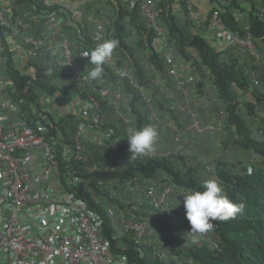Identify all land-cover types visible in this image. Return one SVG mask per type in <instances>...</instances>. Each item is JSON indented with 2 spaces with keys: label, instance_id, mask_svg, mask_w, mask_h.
<instances>
[{
  "label": "built area",
  "instance_id": "2783aa9c",
  "mask_svg": "<svg viewBox=\"0 0 264 264\" xmlns=\"http://www.w3.org/2000/svg\"><path fill=\"white\" fill-rule=\"evenodd\" d=\"M209 1L216 10L206 15L197 0H174L173 12L186 15L192 33L217 50L235 46L255 64L264 61V35L255 37L248 22L251 1L241 0L245 9L235 14L241 31L232 30L222 16L218 1L231 0ZM253 1L264 20V0ZM158 3L0 0V264H137L124 251L126 234L136 244H148L155 260L168 263L158 240L144 241L154 234L165 237L166 227L177 222L168 198L179 192L161 174L158 183L166 186L157 191L152 172L147 176L139 168L156 167L157 160L188 162L192 138L222 127L226 111H220L216 125L201 123L190 97L200 102L212 95L207 85V94L190 91L189 85L195 77L205 83L209 77L200 79L195 60L176 55L159 21ZM122 9L137 16L123 34ZM106 39L119 41L118 47L102 77L89 80L93 66L81 55ZM130 53L158 55L173 90L159 76L143 86L127 60ZM155 86L166 110L185 114L183 129L158 113L150 92ZM132 104L143 106L142 120ZM145 124L156 126L158 139L151 153L133 159L126 130ZM182 130L192 137L183 138ZM114 197L141 201L143 207L123 208Z\"/></svg>",
  "mask_w": 264,
  "mask_h": 264
},
{
  "label": "trees",
  "instance_id": "16d2710c",
  "mask_svg": "<svg viewBox=\"0 0 264 264\" xmlns=\"http://www.w3.org/2000/svg\"><path fill=\"white\" fill-rule=\"evenodd\" d=\"M158 1L159 21L166 29L172 46L176 50V55L182 56L186 60L194 59L195 63H202L206 66L209 85L215 92V96L210 97L212 102L209 101L210 99L198 102L190 97L191 107L198 111L202 124H206L207 118L218 120L220 111H226L224 126L216 128L213 134L207 133L220 142L222 151L212 150L211 152V149L207 148V143L203 142V137H201L203 135L195 136L190 144L188 162L187 158L182 160L183 163L157 160L156 167H153L151 163L145 168L140 167L139 171L144 172L147 176L152 172L151 178L157 191H161L166 186L165 183H158L160 177L170 183L175 192H179L181 188L202 190L200 186L205 180L214 179L220 183L223 194L232 202L244 204L243 211L236 214L234 218L226 221H213L214 227L210 231L205 234H192L184 208L177 202L172 208L170 205L171 198L183 196L179 195L180 192L170 195L168 207L177 214L178 219L176 223L166 227L163 243L172 252L181 254L182 259L169 253L170 263L168 261L167 264H264V118L260 121L261 127L260 124L253 123V118H255L253 114L258 110V106L264 109V61L255 64L253 58L248 54L252 64L247 65V63L241 62L238 58L239 54L235 52V46H231L229 54L225 53L224 55V52L214 48L206 37L192 33V25L188 17L184 15L181 18L173 12L172 3L174 0ZM240 1L231 0V4H222L218 1L224 9L222 16L232 30L241 31L234 10ZM250 1L252 11L248 22L254 36L260 37L264 35V20L258 14L256 1ZM135 19H137L135 14H129L125 9H122L123 25H121L120 33L123 34L127 27L135 24ZM141 31L142 29L138 33L140 34ZM139 43L142 45V39ZM122 45L127 50L132 48L127 41H122ZM127 60L130 61L129 64L133 66L136 78L143 86L149 87V77L156 80L159 76L160 80L167 79V87L173 90V80L167 77V73L164 72V63L158 55L150 54L148 57L140 55L136 58L133 53H130ZM252 72H255L257 84L254 83ZM189 90L207 94L204 79L196 82L195 77L193 83L189 85ZM150 92L156 102L158 113L183 129L186 124L185 114L178 115L166 110L163 103L160 102L163 96L162 93H159L157 86ZM247 94L250 95V98L241 104V98ZM134 99H137L136 96ZM206 103H209L208 107L205 106ZM136 104L131 105L132 110L142 120L145 117L144 108L142 105L137 106ZM243 105L247 109V115L242 109ZM213 124L216 125V122ZM160 129L163 128L160 127ZM191 137V133L183 131V138L190 139ZM198 146H200V150L196 152L195 148ZM235 149L249 154L251 159L244 162V156L237 158L235 153L233 154ZM191 157L195 159L196 164L190 163L191 159L189 158ZM149 170L150 172H148ZM158 174L161 176L159 177ZM122 177L123 183L128 187L132 185L128 181L127 173H124ZM112 200L123 208L139 204L136 203V200L124 203L123 199L119 197H114ZM93 207L102 211L99 206ZM105 220L107 233V229L110 228V220L106 216ZM180 235H182L181 238ZM130 237L126 234L123 238L126 244L124 251L128 255L129 261H134L137 264H160L154 259L148 244H136ZM158 243L160 244V242Z\"/></svg>",
  "mask_w": 264,
  "mask_h": 264
},
{
  "label": "clouds",
  "instance_id": "9594fccd",
  "mask_svg": "<svg viewBox=\"0 0 264 264\" xmlns=\"http://www.w3.org/2000/svg\"><path fill=\"white\" fill-rule=\"evenodd\" d=\"M119 41L106 39L98 43L93 49L83 52L81 56L88 58L91 67L87 79L98 80L102 77L105 63L112 57ZM129 152L133 159L147 155L154 150L159 136L158 129L153 124H145L139 128L130 126L126 130ZM202 190L196 188H181L185 216L190 224V233L204 234L214 227L213 221H226L241 213L244 204L232 202L223 194L220 183L214 179H207L201 184ZM180 201H177V204Z\"/></svg>",
  "mask_w": 264,
  "mask_h": 264
},
{
  "label": "crops",
  "instance_id": "0c3cea01",
  "mask_svg": "<svg viewBox=\"0 0 264 264\" xmlns=\"http://www.w3.org/2000/svg\"><path fill=\"white\" fill-rule=\"evenodd\" d=\"M197 6H198V8H199V10H201V12L204 14V15H206L207 13H208V11L209 10H216V8L214 9L213 8V6H211V4H210V1L209 0H197ZM240 8H244V6H242V4H241V2H239L236 6H235V13H237L238 12V10H241ZM245 9V8H244ZM245 11V10H244ZM182 18V17H181ZM231 46H228V45H224V46H222L221 47V49H220V52H224L223 54L225 55V53L226 54H229V48H230ZM235 52H237L238 54H239V56H238V58L240 59V61L241 62H244V63H247V65H250V64H252V60H251V58H250V56L248 55V54H246V53H242V52H238L237 50L235 51ZM232 56V55H231ZM250 63V64H249ZM196 66L199 68V69H201L200 68V64H198V63H196ZM204 71V73H207L206 71H205V67L203 66V69H202V72ZM203 73V74H204ZM199 76H200V74H198ZM205 75V74H204ZM264 93V92H263ZM183 115V114H182ZM184 116V115H183ZM185 119H186V123H187V118L185 117ZM204 122V121H203ZM215 122H217V120L216 121H214V120H212V119H209V118H207L206 119V124H213V123H215ZM186 125V124H185ZM224 126V122H223V125H222V127ZM221 127V128H222ZM183 131L184 130H182V133H183ZM201 137H203V142H206L207 143V148H210V147H213L214 148V150L215 151H219V144H220V142L219 141H217L215 138H213V137H211L209 134H203V136H201ZM194 139V138H193ZM202 142V143H203ZM221 145V144H220ZM195 149H197L196 151L198 152L199 150H200V146H198V147H196ZM177 201H180V203L181 204H183L182 203V201H183V197H174V198H171L170 199V205H171V208L173 207V205H176V203L175 202H177ZM170 226V225H169Z\"/></svg>",
  "mask_w": 264,
  "mask_h": 264
},
{
  "label": "rangeland",
  "instance_id": "374dc122",
  "mask_svg": "<svg viewBox=\"0 0 264 264\" xmlns=\"http://www.w3.org/2000/svg\"><path fill=\"white\" fill-rule=\"evenodd\" d=\"M242 10V9H241ZM201 68V67H200ZM197 73L198 74H200V76H197V77H200V79H203L204 77L203 76H206V75H204L203 74V72H202V69H199L198 67H197ZM206 85H207V87L209 88V92H210V94L212 95V96H215V92H214V89H212L211 88V86L209 85V82L208 83H206ZM250 98V95H246L244 98H241V100L242 101H240L241 102V104H242V102L244 101H246V99H249ZM244 99V100H243ZM209 101H211L212 102V100L210 99ZM210 103V102H209ZM209 103H206V107H208L209 106ZM242 109L244 110V112L246 113V111H247V109L244 107V105L242 106ZM246 115H247V113H246ZM251 115V114H250ZM253 117H255V118H253V123L256 125V124H260L259 126L261 127V119H263L264 118V109L263 108H261V106H258V110L255 112V114H253ZM210 149H211V152H212V150L214 151V148L213 147H210ZM219 151H222V146L219 144ZM197 152V151H196ZM205 152V151H204ZM235 153V154H234ZM213 154H216L215 152H213ZM233 154L237 157V158H240V157H243L244 156V159H245V161L244 162H246V160H250L251 159V156L249 155V154H246V153H243L242 151H239V150H234L233 151ZM189 157H190V154H189ZM203 158V157H202ZM189 159H191L190 160V163L192 164V162L194 163V164H196V162H195V159H192V157L191 158H189ZM193 164V165H194ZM194 167V166H193ZM136 203H139V204H137V205H139L141 208L143 207V204L141 203V201H137ZM205 234V233H204ZM180 238L182 237V235H180L179 236ZM163 239H164V237L162 236V237H159V236H157V235H152V236H150L148 239H146V241H144L145 243H148V242H151L152 240H158V242H160V246L161 247H163V248H161V249H163V252L164 253H166L167 254V256L169 255V253L170 254H172L173 256H176L177 258H179V259H182V257H181V254H179V253H177V252H172L170 249H169V247L167 246V245H164V243H163ZM168 258H169V256H168ZM160 264H162V262H160V261H158ZM179 263H181L182 261H178ZM169 263H170V261H169Z\"/></svg>",
  "mask_w": 264,
  "mask_h": 264
}]
</instances>
